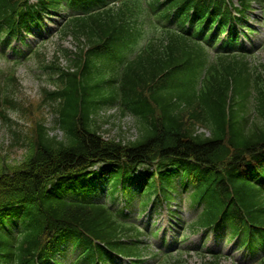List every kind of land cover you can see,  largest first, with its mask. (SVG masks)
Segmentation results:
<instances>
[{
	"label": "trees",
	"instance_id": "16d2710c",
	"mask_svg": "<svg viewBox=\"0 0 264 264\" xmlns=\"http://www.w3.org/2000/svg\"><path fill=\"white\" fill-rule=\"evenodd\" d=\"M138 68L137 75L128 84L131 88L147 92L149 100L161 110V115L157 118L149 100L141 98L138 105L140 120L137 119V135L133 141H103L101 132L106 122L93 116L92 109L95 106L91 103L92 96L86 90L88 87H78L75 77H71L66 87L49 95L54 103L56 125L63 137H50L44 124L39 123L30 139L28 136L22 137L29 148L22 164L0 166V220L3 218L2 210L15 206L23 213L22 223L27 227L22 241H18L16 246V264H30L31 250L41 246L45 259L51 252V246L57 249L65 236L77 235L83 247L88 249L90 259L93 252L100 253L104 258L102 248H92L90 239L104 243L117 252H132L133 249L129 248L132 245L120 241L122 230L117 222L108 218L103 208L76 205L53 197L59 191H69L64 184L52 194L46 190L52 181L79 182L80 177L70 175L98 159L116 164H120L122 159L134 163L154 159H192L196 183L206 194L205 197L210 198L207 220L222 216L240 222L234 200L235 195V199L241 202L239 182L235 178L238 171L236 167L244 166V155L264 151V122L258 125V129H254L248 117L236 111L240 120L238 126L235 130L231 125L228 130L224 100L219 98L211 106L202 108L195 103L192 105L189 99L179 93L161 98L160 95L156 96L153 84L149 85L156 73L154 67ZM79 91L82 92L81 99H78ZM175 99L178 108L182 110L177 115H171L168 109L174 106L172 100ZM183 104L187 106L184 108ZM235 117L232 112V121ZM200 128L207 130L210 135L206 137L205 134H197ZM242 128L248 130V133L244 134ZM116 138L124 140L126 136L122 133ZM244 172L252 173L253 167H245ZM263 200L262 190L253 191L246 199L242 198L249 224L262 226L259 228H264ZM251 207L254 208L250 214ZM3 222L8 221L0 222V251L6 248L5 243L9 241L2 229ZM44 239L48 241L45 247Z\"/></svg>",
	"mask_w": 264,
	"mask_h": 264
},
{
	"label": "rangeland",
	"instance_id": "374dc122",
	"mask_svg": "<svg viewBox=\"0 0 264 264\" xmlns=\"http://www.w3.org/2000/svg\"><path fill=\"white\" fill-rule=\"evenodd\" d=\"M69 43L65 45V47H68ZM53 49H49L51 52ZM26 73L25 68H20L17 71V74L19 75L22 83V90L20 95L18 94V97L21 98V101H24L30 106L31 102L35 100L37 97L38 93V86L36 82L31 78H28ZM24 78V79H23ZM131 123V119L127 118L125 122L123 123V127L128 126V124ZM112 135H116V131L114 130L112 132ZM11 140L10 137L8 136L7 131H1L0 133V152L2 155V160L7 161L9 164H17L23 160L24 153L22 150L15 149L14 147L11 146L10 144ZM230 251V250H229ZM227 251V252H229ZM186 259L187 264H203V260L196 257L195 255H190L188 254L187 256L184 257ZM236 259L233 254L231 255H226L223 259H221L220 263L221 264H232V261ZM210 260V259H209ZM239 264V263H236Z\"/></svg>",
	"mask_w": 264,
	"mask_h": 264
}]
</instances>
